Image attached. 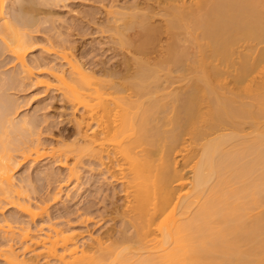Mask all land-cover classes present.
<instances>
[{
	"label": "bare ground",
	"instance_id": "bare-ground-1",
	"mask_svg": "<svg viewBox=\"0 0 264 264\" xmlns=\"http://www.w3.org/2000/svg\"><path fill=\"white\" fill-rule=\"evenodd\" d=\"M66 1L0 0V70L6 55L15 63L0 72V261L264 264V0H146L157 14L110 2L104 29L132 55L121 72L93 70L71 40L42 28L52 20L37 7ZM44 31L57 41L32 57ZM22 88L81 112L75 138L46 144L44 119L22 115L9 93ZM87 161L121 186L119 236L95 235L90 209L52 217L64 188L81 192ZM49 165L67 174L45 168L47 187L58 186L38 199L41 187L17 174Z\"/></svg>",
	"mask_w": 264,
	"mask_h": 264
},
{
	"label": "rangeland",
	"instance_id": "rangeland-1",
	"mask_svg": "<svg viewBox=\"0 0 264 264\" xmlns=\"http://www.w3.org/2000/svg\"><path fill=\"white\" fill-rule=\"evenodd\" d=\"M13 1L16 2L18 0H13ZM105 1H108V2H104V4L106 3L105 4L106 6L107 5L110 6L112 2H115L114 0L112 1L105 0ZM99 2H100L99 0H67L65 3H61L59 5H53V6L51 5V7H46V6L43 7V5H39L37 7V10L38 9L41 10V12L38 11L39 17L41 19L45 18L46 20L49 21L50 18L53 21L52 22L50 20L51 22L47 23L42 28L47 29V27L52 26V28L55 29L54 31L55 33L58 32L61 35H63L65 38H67L69 42L72 41L71 45L73 46V48L75 47L73 49L74 54L77 55L78 58H81L83 57V55H85V57L82 58V60L83 62H87L90 68H94L93 70L96 71H99L101 69L102 70L107 69L106 71H108L109 69V71L114 70L121 72L124 70V65H123V62L125 60L124 56L127 54L126 56L131 57L132 55H130V53L127 52V50L120 49V47L116 45L115 43L116 41L112 33L105 31L106 29H104L105 28L104 26L107 25L106 24L107 18H105V16L107 17L106 12L109 9L108 6L106 7L104 4H101V2L100 3ZM116 2L117 3L120 2L119 5H122L124 3L123 5L126 4L129 7L137 6L139 9L142 10L148 8L149 7L148 5H151V8L155 10L156 14L159 13L158 9L160 10L163 9V7H160L158 3L147 2L146 0H117ZM14 6L12 5L11 9L15 10L16 6L15 7ZM43 11H45L46 13L45 12L43 13ZM49 12H51V14ZM155 12H153V16ZM159 15H156L152 21L154 22V24L161 26V22L163 18L160 17L161 15L160 16ZM76 24L77 27L79 25L78 29L75 28ZM73 26L74 28H72ZM101 29L103 30V33H101ZM41 33H39V35L33 34L34 42L32 48L33 53L31 54L32 57L33 55L35 57L41 56L42 54L41 49L42 47H45L49 44V39L51 41L52 40L57 41V39L54 38L55 35L54 37H52V35L55 33L49 32L48 34V32L45 31L42 34ZM161 39L163 42H165V40L167 39V35L165 34L164 36L161 37ZM112 40L114 41L112 42ZM163 42L161 43L162 45ZM6 56L7 58L4 60L3 63L4 67H2V69L0 70V72L3 73L5 76L15 72V63L13 62L11 63L12 60L10 58L11 56L9 55ZM32 57H29V59H31ZM41 89L22 88V89L12 90L9 93L12 94L17 99L19 98L20 100L19 102L21 103V106H23L21 109L23 112L22 115L29 114V116H32L33 114H35L36 116L41 117V118L39 117L40 120L44 119V121L41 120L43 122L41 123V125L43 126L40 125L41 126L40 129H42V132L44 129L46 128L48 129V130L46 129L47 131L44 130L45 132H43L44 134H42V139L44 140V142H46V144L55 145L57 141H61V140L67 141V139L69 140L75 138L77 128L74 123L76 120H79L78 118H80L81 112L75 113V111L73 110L74 113L72 111V115H71L72 109L70 110L68 108L69 105L63 102V100L61 101V97L59 96L58 93L56 92L50 93L47 96L44 93H42L43 89L42 90ZM29 99H30V103L26 105ZM87 162H85V164L83 165L84 167L83 166L81 167V179L79 183L80 188L82 189L80 190L81 192L79 193V195H77V193H73L75 189H71L72 186H70L71 188L68 189L64 188L63 192L61 193V196L59 197V201L57 203H54L52 201L53 204L51 203V207H52L51 212L53 214L52 217H55L62 213V215L66 214L72 216L73 219H76L78 215H82L84 214V212L86 213L87 209H90L93 215H89V216L91 218H94L95 222H99L98 225L96 226L97 227L96 229L93 230L91 226V229L93 230L95 235H100V236L102 235L103 237L108 235L115 237L119 236L120 232H122L125 229L123 228L124 226L122 225L123 224L121 221L122 217L118 215L121 214V212L123 213L125 210L123 209V207L125 206L124 205L125 197L121 191L122 190L121 186L118 185V183L116 182L113 183V181L110 179L105 180L101 175L100 172L101 169H99V167L96 165L93 164L91 165L89 161ZM28 168L29 166H25L23 169L19 171L17 176L19 179L29 176L30 179L28 178L27 179L32 180V183L33 184L35 183L34 185H37V186L33 185L35 188L39 186L41 187L40 189L37 188V192L39 194L38 199H40V197H43V199L44 198L47 199L49 197V196L47 197V195H51L52 193L55 192L54 187H56L57 184L55 185L54 183V185L52 184V186L51 187L49 186L50 187L49 188L47 187L48 185L46 184L47 181L44 179L42 180V178H44L45 175H47L48 173L50 174L49 172L50 169H51L50 171H52L53 169V173L55 174V176H57L56 177L57 179L61 177L64 178L67 174V172L64 171V169H58L51 165H49V167L37 166L36 167L37 169L34 168L30 170H28ZM44 169L48 170L47 174H44L46 173ZM43 182L45 185L43 184ZM41 189H44V191L43 190L41 191ZM69 189L73 190L72 195L71 192L69 193L73 198V199L71 198L70 200L66 196L69 192L68 191ZM48 191L50 194H47ZM116 209L119 210L121 209V210L119 212ZM14 211L10 210L9 212L6 213V216L13 214ZM0 264L3 263L0 261Z\"/></svg>",
	"mask_w": 264,
	"mask_h": 264
}]
</instances>
